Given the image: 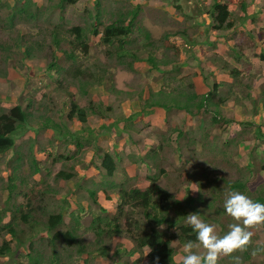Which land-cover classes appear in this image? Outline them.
Here are the masks:
<instances>
[{"label":"trees","instance_id":"obj_1","mask_svg":"<svg viewBox=\"0 0 264 264\" xmlns=\"http://www.w3.org/2000/svg\"><path fill=\"white\" fill-rule=\"evenodd\" d=\"M11 1L12 3L5 4L0 0V12L3 8L8 10L4 18L0 16V23H3L0 30L3 27H14L20 24V21L37 20L44 16V11L40 7L42 0ZM53 1L46 0L47 7ZM81 1L84 0H58L52 7L62 9L65 4L76 5ZM101 2L102 0H94L92 9L86 10L88 17L83 26H75L64 31L61 25H56L43 34L36 32L31 35L17 31L16 37H12L10 43L0 45V50L4 53L0 57V63H7L10 73L14 71L20 76L25 73L24 86L29 94L37 97L26 96L25 100L17 101L15 106L8 109H5L0 101V158L12 152L5 162L9 172L6 177V189L10 195L8 210L5 211L10 214V221L4 224L3 218L0 217V237L5 233L0 245L2 262L5 260L9 262L12 258L11 264H72L74 258L75 260L77 258L76 264L79 261L82 264L79 257L66 254V251L63 253L66 247L60 253L56 247L61 246L59 243L67 247L73 246L78 238L76 235L79 229H83L81 219L84 218L83 215L87 217L83 213L84 209L82 210L79 203L75 202L76 209L68 213L69 223L66 222V225H69L68 229L62 231L57 228L65 224L63 216L67 214L65 210L69 206L64 208L59 205L58 213H48L44 199L48 197L55 199L58 196V191L46 183L48 165L52 164L54 171L56 163H61L63 167L66 161L69 165L61 167L54 179L63 182L74 181L75 166L84 164L76 155L83 150L86 140L84 136H77L69 156L58 153L51 155L52 149L49 148L46 149L49 153L43 151L44 149L38 152L37 141L47 130L56 133L51 134L55 135L52 140H67L70 136L68 126L73 122L76 121L75 123L83 126L85 130L90 116L101 118L103 114L101 103L99 99L98 104L93 103L91 91L95 86H101L104 79L113 74L111 69L115 70L117 67L131 73L136 71V65L144 62L152 75L150 81H142L143 86L139 91L135 90L140 99L139 114L154 108L163 109L167 115L184 112L185 117L197 118V121L198 118H202V125L198 129L194 124L187 127L185 117L181 118L180 123H174L167 130L163 136L164 142L154 148L150 147L148 154L138 158L140 164L148 165L149 169L158 168L157 173L146 176L145 180L148 183L146 188H139L137 183L131 185L130 181L125 182L126 185L114 183L110 178L117 174L120 167L115 164L110 154H100V147L93 149L94 156L99 160L95 167L103 171L102 177L99 176L101 178L99 183L92 182L84 191L96 205L93 212H88L90 225L87 229L98 245L95 250L106 249L109 245L104 243L119 238L128 241L131 249L127 250L122 244H115L117 245L115 255L120 254V251H127L133 264H141L143 259L146 260V264H156V258L159 264H177L172 243L184 245L196 239L191 226L183 223L186 221L187 211L198 213L202 221L219 226L225 233L228 230L226 228L234 222L224 210L227 192L238 191L254 202L264 203V149L260 150L264 144V123L255 125L248 120H242L239 124L240 131L235 133L226 131L227 125L234 119L231 108L227 106L229 103H232L233 109H237L244 119L264 113V83H257V75L238 70L218 54L208 56L203 47L197 48L194 52L195 42L202 34H206L207 39L210 38V33H215L217 38L225 37L238 23L242 24V18L237 14L247 12L248 0H210V3L202 6L194 17V19L199 17L198 20L203 18L202 32L199 31L200 27H195L192 33L185 28L167 34L158 41L152 32L139 24L142 5L130 9L118 8L120 10L115 14L111 13L110 16L105 15ZM121 4L122 2L117 0V5ZM200 6L199 3L198 7ZM106 16L110 17L107 23L104 19ZM198 20L196 26H200ZM171 37H179L184 41L188 39L189 42L176 47L175 44H170ZM94 40H97V43H94ZM93 46L104 49L107 60L105 65L92 64V67L84 65L85 56ZM184 53L190 55L182 60L181 56ZM244 54L243 49L232 51V57L236 61L245 63L247 58ZM194 60H201V63H204L199 65L201 75L206 76L204 80L210 82L207 84L209 90L204 94L196 91L192 81L196 73L188 69ZM34 62L42 63L39 64L41 70L40 72L35 70L34 76L29 77L27 68ZM10 73L6 74L0 70V84L9 81ZM222 76L228 79L223 80ZM32 80L44 87L40 94L36 84L31 85ZM113 81L114 77L111 79V82ZM151 84L158 85V89L154 90ZM75 91L81 98H89L88 107H81L74 99ZM116 91L119 94L124 92ZM145 91L149 95L147 98H143ZM125 95H128L124 98L125 101L136 97L134 93ZM58 105L60 114L55 119L50 113L53 107L56 108ZM106 110L111 111V108ZM134 121L131 117L120 120V125L124 130H128L130 138V132L135 129V126H131ZM29 131L35 138L27 136L28 144L17 145L16 141L24 139L21 134ZM168 146L176 147L172 148V153L177 154L178 159L183 148L200 146L199 157H203L207 164L198 168L200 170L178 171L173 182L165 186L160 177H165L163 179L166 181L170 178L166 168L158 165L157 160L164 155ZM246 146L249 149L248 162L239 167L234 159L240 154L241 148ZM91 161L88 165L94 162L93 159ZM0 162L3 163L2 160ZM122 178L124 181L129 179L125 175ZM198 184L201 188L192 190L191 186ZM171 187H174V192L170 191L173 189ZM181 189L185 195L180 199L177 194ZM98 195L108 203L107 207L98 202ZM203 206L206 211H198ZM92 207L91 205L90 208ZM39 209L48 215L46 223H41L40 226L47 234L46 238L40 239V242H44L41 244L44 245L45 253L33 249L34 244L25 240V235L19 231L16 223L18 220L27 227H39V219L33 217V213ZM171 211L174 212V216L171 215ZM164 226L166 229H163ZM10 239L16 245L14 250L13 246H10ZM25 243L27 248L24 247ZM88 243H81V247L84 249ZM249 251L250 246L247 245L246 250L242 252L244 260L250 259ZM252 253L255 258L264 260V245H258L256 253L253 251ZM135 256L139 258L133 259ZM83 262L89 264L88 258Z\"/></svg>","mask_w":264,"mask_h":264},{"label":"rangeland","instance_id":"obj_2","mask_svg":"<svg viewBox=\"0 0 264 264\" xmlns=\"http://www.w3.org/2000/svg\"><path fill=\"white\" fill-rule=\"evenodd\" d=\"M15 1V0H13ZM21 2L22 0H18ZM58 0H54L52 3L49 4V7L46 5V0H42L40 3V7L42 8V11H44V16L41 19L37 20H32V21H27V22H22L20 21V24L14 25V27H8V28H2L0 30V45L1 44H8L10 43V39L12 37H16V33L21 32L27 34H33L36 32H39L41 34L44 33V31L56 26V25H61L64 29V31H68L70 28L75 27V26H83L88 15L86 13V10H91L92 7L94 6V0H84L81 1L80 3L76 5H69L65 4L62 9L59 8H53L52 6L57 3ZM122 4L120 6L117 5V0H102L101 4L102 7L105 10V15H110L111 13L115 14L121 9H130L132 7H136L138 5H142V11L139 13L140 18V25L144 26L148 31L152 32L153 36L155 37V40H159L166 36L167 34H172V32L178 31V30H184L185 28L188 29V32L192 33L195 31V27L199 28V25L196 26V22L198 18L194 19V17L198 14V11L202 8V6L209 4L210 0H120ZM3 2H8L12 3L11 0H3ZM129 2V3H128ZM250 4L248 7V12L247 14H237L238 16L240 15V18H242V27L240 34L234 33L232 36V42L233 44L243 46V51L246 53L247 58L249 60L250 65H252L253 72L256 70H264V58H260L261 54L264 51H261L262 48L257 44L258 41H263L260 42L261 45L264 44V0H249ZM201 4L200 7H198V4ZM8 14V10L3 8L0 12V16L5 17V15ZM106 20L105 22L107 23L110 17L106 16L104 17ZM203 18H200L198 20L199 24H202ZM19 22V20H18ZM137 23V26H139ZM0 25H3V23H0ZM258 25L262 26L260 27V32L258 35ZM204 28V27H203ZM198 30V29H197ZM172 38V37H171ZM169 39L170 44H177V45H182L183 44H188V39L184 42L183 39ZM94 43H97V40H94ZM93 43V44H94ZM224 43L226 41L224 40ZM264 50V49H263ZM223 54V53H222ZM4 55L3 51L1 52L0 50V57ZM85 55V54H83ZM189 53L187 55L184 53L182 54V60L184 58L189 57ZM105 53L104 49L99 47V46H93L90 48L88 53L85 56L84 60V65L88 67H92V64H100V65H105L107 63V60L105 59ZM42 63H37L34 62L30 68H27V73L29 77L34 76V71H39ZM111 64V62H110ZM191 66L188 67L190 72H199L198 67L199 65H204V63H201V60L199 61H192ZM116 65V64H115ZM144 62L140 63L139 65H136V71L128 73L123 70V68L117 67L115 70L111 69L112 75L108 76L106 79H104L103 84L101 86H95L94 89H92L91 94H92V99L94 104H98V99L100 101V108L101 112H103L101 118H93L89 122V125L87 124L88 128L86 129V132L83 130V126H79L75 122L70 124L68 126L70 136L68 137L67 140H62V141H57V140H52V138L55 136H51V134H56L53 133L51 130H47L46 132L42 133V136L37 141V150L38 152L41 149H44L43 151H46V153H49L48 150L46 149H52L51 155H54L55 153L58 154H63L64 156H69L71 153V150H73V146L76 140V137H82L84 136L86 143L84 145V148L82 151H79V154L76 155L80 160H83V157L86 156L87 160H90L92 157L91 150L90 149H95L98 145V140L99 138L102 139V143H100L101 147L103 150L106 151L107 148H110L108 143V130L105 128L110 127V132H111V126H115L117 121L125 116H131L132 115V109L133 111L137 114L139 110H141L140 104L138 101V94L135 93L136 91H139L143 83L142 81H150V77L152 76L146 68L143 66ZM198 66V67H197ZM242 69V68H241ZM0 70L3 71L4 73H10L9 71V66L7 63L4 64V62L0 63ZM196 70V71H195ZM252 70V69H251ZM250 70V71H251ZM115 71V73H114ZM188 71V72H189ZM25 72V71H24ZM110 73V74H111ZM22 76V77H21ZM20 75L16 74L14 71H12L9 75V81L4 84H0V101L1 105L7 108H12L15 106L16 102L19 100H25L24 98L26 96H34V94H29L25 88V81H24V76L25 73H22ZM114 77V81L111 82V79ZM31 85H35L37 89L39 90L38 93L42 92L44 90V87H42L39 82H34L33 80L30 82ZM153 84V83H152ZM151 84V86H152ZM206 84V83H205ZM154 90L158 89V85H153L152 86ZM112 88L114 91H112ZM197 90L199 92L203 91H208L207 86L200 84L199 86H196ZM49 90V89H47ZM116 90L124 91L122 92L123 94H119ZM51 92V91H50ZM49 92V93H50ZM48 93V92H47ZM52 93V92H51ZM126 93H134V99L130 101H125L124 98L128 95H125ZM74 99L78 101L79 105L81 107H88V99H83L81 96H79L76 91L74 93ZM144 97H148L149 95L147 94V91L143 94ZM27 97V98H28ZM37 98V97H36ZM45 101V100H44ZM127 102H133L137 104L136 108L130 107V104ZM123 103L129 104L127 107L123 108L122 105ZM247 103V102H246ZM231 111H232V117L234 118L232 122H230L227 127L226 131L228 133H235L240 131V126L239 124L242 121V116L241 113L237 109H233L232 104H229ZM107 108H111V112L107 111ZM59 110V105L51 110V116L57 119V115L60 114L58 113ZM125 110L124 112H122ZM131 110V111H130ZM184 112H179V115L175 116L174 119L180 120L184 115ZM64 114V118H65ZM132 116L135 117L133 114ZM133 118V117H132ZM247 117V120H250L255 125H258L260 121L264 123V117ZM159 122V121H158ZM153 123V122H152ZM154 126L160 124V123H153ZM151 125V124H150ZM140 126V125H139ZM152 126V125H151ZM153 126V127H154ZM201 126V124H200ZM199 126V127H200ZM153 129V128H152ZM101 130V131H100ZM100 131L99 133H97ZM96 134L98 136L96 137ZM116 134L115 131H112L111 136L114 137ZM24 139H19L16 141L17 145H26L28 144V140L30 138H35L33 137V133L29 131L28 133H22L21 134ZM29 136V138L27 137ZM27 140V141H26ZM111 143V142H110ZM116 143V140L114 139V142ZM248 145V144H247ZM172 148L176 149V147H170L165 149L164 155L160 156V158L157 160V164L161 165L166 168V171L168 172V177L170 178L169 181L164 180L163 178L165 177H160L162 183L167 186V184L172 183L173 180L177 177L178 171L180 170H187V171H192V170H200L198 168L206 166V162L203 159V157H199L201 147L197 146V148H191L189 146L183 148V152H181V157L178 159L177 154L172 153ZM130 149L128 146L122 148V151H119L118 154L122 153L123 155L131 156L134 158H138V154L142 152V149H140L138 146H135V149H131L130 153H127V150ZM133 150V151H132ZM195 150V152H193ZM42 151V152H43ZM11 151L3 157L0 158V160L3 161L0 162V217L3 218V223L7 224L10 221V214L6 212L8 210V205H9V191L6 189L7 186V181L6 177L8 176V165L5 163L8 161L11 155ZM110 155L113 157L115 160L116 158V151L111 149ZM118 157H120L118 155ZM51 158V156H50ZM122 158V157H120ZM188 158H191V160H188ZM129 160V159H128ZM127 160V161H128ZM239 164V163H238ZM66 165H69L66 161L63 164L64 168ZM238 166H243V165H238ZM49 170H48V175L45 177L46 183L53 188H55L58 191V196L55 197V199L51 198H45L44 199V206L46 207V212L50 213H58L57 209L59 205L62 207H67L69 206L68 209L65 210L67 214L63 216L64 218V225H61L58 227V230L66 231L68 229L69 225H66V222L69 223V214L71 213L72 210L76 209L75 207V202L79 203L80 208L84 211L83 213L87 216L85 217L83 215L82 223H83V229L78 231V237L72 247H67L66 245L59 243V245L56 247L58 252L60 253L61 250H63L64 247H66L63 250L66 251V254H71L73 257H79V259H82V264H84L83 260L88 258L89 264H133L131 263L133 260L129 258L128 252L127 251H120V254L115 255V251L117 250V245L115 244H122L124 248L127 250L131 249V244L127 241L121 240L119 238H115L113 240H110L104 244L109 245L106 249H101L95 250V248L98 247L97 243H95L94 237L89 234L88 232V226L90 225L89 222V216L88 212L89 211H94L96 205L93 204L92 200L88 197L87 192L84 191L86 187L91 186L90 183V176H89V171H84V167H77L75 172H76V177L74 178V181L70 182H63L62 180L56 181L54 179L55 174L58 172L59 168L61 167L60 165H57L56 168L53 171V165L49 164L48 165ZM123 166L120 165V168ZM102 170L99 172V176L102 177ZM158 172V168L155 169H146L139 167L137 168L136 175L129 177L127 173L124 174H116L114 177L110 178L113 182L116 184H127L125 182L130 181L132 183L129 184H134L138 183L139 178L142 180H145L146 176H150L153 173ZM101 174V175H100ZM126 176L129 178L128 180L124 181L122 176ZM5 178V179H4ZM100 179V178H99ZM172 179V180H171ZM171 192H174V187ZM192 190H198L201 188L198 185H193L191 186ZM185 195L183 189L177 194L178 198H183ZM66 199V200H65ZM225 199V198H224ZM64 200V201H63ZM91 205L93 206L92 208ZM85 207H88V209H85ZM43 209V208H42ZM44 209V210H45ZM6 210V211H5ZM70 210V211H69ZM87 210V211H86ZM198 211L205 212L206 209L201 207ZM43 210L39 209L38 211H35L33 213V217H37L39 219V227L42 226L41 223H46V218L47 214L46 212L42 213ZM195 212L192 211H187V215L192 214ZM174 212L171 211V215H173ZM174 216V215H173ZM200 216V215H199ZM217 218V216H215ZM221 218V217H220ZM219 218V219H220ZM224 218H229V217H224ZM48 219V218H47ZM201 219V218H200ZM202 220V219H201ZM2 223V224H3ZM18 224V229L19 231L23 232L25 235V240L28 242H31L34 244V250H37L38 252L42 253L44 251V245L40 242V239L46 238L47 234L42 230L40 227H27L25 226L22 222L16 221ZM183 223H186L184 220ZM187 224V223H186ZM125 228V227H124ZM227 227L226 229H228ZM163 229H166V226L163 227ZM215 232L217 235H223L224 232H222L221 228L219 226H214ZM126 230V229H125ZM253 231V236L249 242L250 246V254L251 257L248 260H244L242 257V252H237L234 253L233 255H238L241 257L242 264H264V260H260L255 258V255L253 252L256 253V247L263 246L264 245V224L257 225L256 227L250 229ZM224 231V230H223ZM5 233L2 234V237H0V245L1 241L4 239ZM49 235V233H48ZM11 241L10 246H13L12 249H16V245ZM25 241V242H26ZM89 242L85 248L81 247V243ZM172 246L175 250V261L177 264H182L183 257L185 255L184 252V245H179L177 242H173ZM15 247V248H14ZM24 247L27 248V244H24ZM19 249V248H17ZM24 250V249H22ZM21 250V251H22ZM198 254L203 255L204 250L202 248H197L194 249ZM88 252H91L89 254ZM49 255V251L47 253ZM138 256H135L133 259H138ZM12 258L9 259L8 261H3L2 258H0V264H11L10 261ZM74 261V262H73ZM72 264H76V261L78 259L74 258ZM8 262V263H7ZM80 264V261L77 263ZM141 264H146V260L143 259ZM218 264H233V261L230 257L222 256L218 260Z\"/></svg>","mask_w":264,"mask_h":264},{"label":"crops","instance_id":"obj_3","mask_svg":"<svg viewBox=\"0 0 264 264\" xmlns=\"http://www.w3.org/2000/svg\"><path fill=\"white\" fill-rule=\"evenodd\" d=\"M249 4H250V2L248 0L247 12H248ZM247 12H245L244 14H247ZM240 14H242V13H240ZM199 27H200L199 31L202 32L203 25H200ZM241 27H242V24L238 23L237 27L233 31L232 30L229 31L228 32V36H225V37L217 38L214 35L215 33H212V34L210 33V38L207 39L206 38V34H202L200 36V39L197 42H195L196 46L194 47V52H196L197 48L203 47V49L206 50V53H207L208 56H212L214 54H218L223 59L229 61V63L232 64L234 67L238 68V70H241V71H243L244 73H247V74H255V75H257V78H258V82L257 83H260V82L264 83V70H256V71L253 72L252 65H250L246 53L244 54L246 56V58H247V59H245L247 61L245 63L242 62V61H236L232 57V51H240V50L243 49V46L233 44V42H232L233 34L234 33L240 34V31L242 30ZM260 27H262V26L258 25V30H259L257 32L258 35H259V32H260ZM192 37H194V36H192ZM176 38L177 39H181L179 37H172L171 39L174 40ZM224 40L226 41V43H224ZM260 40L263 41L262 39H260ZM215 41L217 42V44H213V42H215ZM261 41H258L257 44L262 48L261 51H264L263 50L264 49V44L261 45L260 44ZM175 45H176V47H181L182 46V45L179 46L177 44H175ZM183 45H185V44H183ZM262 55H264V52L261 54L260 58H262ZM143 66L147 70V66H145V65H143ZM198 71H200V73L197 72V71L194 72V73H196V77L193 78L192 81H193L195 87L197 85L199 86L200 84H203L206 87L207 84H210V82H209V80H206V81L204 80V78H206V76H202L201 75V70H200L199 67H198ZM216 73H217L218 77L221 78V75L218 74V72H216ZM222 79L223 80H227L228 78H225V77L222 76ZM257 86H259V85H257ZM207 88H208V86H207ZM208 90H209V88H208ZM196 91L199 94L206 93V91L199 92L197 90V88H196ZM143 98H146V97H143ZM126 101H130V100H126ZM127 103H129V102H127ZM129 104H130V107H132V108H136L137 107L136 103H134V105H133V102H130ZM129 104L123 103L122 107L125 108ZM229 104H232V103H229ZM229 104L227 106H229ZM124 111L125 110H123L122 112H124ZM109 112H111V111H109ZM132 112H133L132 115L134 114L135 117L131 115V116H128V117L125 116V117L120 119V120H122V119H127L129 117H131V118L133 117L132 121L135 120L133 122L134 124H131V126L132 125L135 126L134 127L135 129L132 130V132L129 131L130 134H131V138H130V136L127 133L128 130H124L123 127L120 125L121 123H120V120H119L116 123L118 125H115L117 127L113 128L111 126V132H110V127L105 128L106 130H108V133H109V136H108L107 139L109 141L108 145H109L110 148H107L106 151L102 149V147L100 146L101 145L100 143L103 142L101 138H99L98 143H97L98 147L101 148V153L100 154H102V153L110 154L111 153V149L116 151L117 155H116L115 160L114 159L113 160H114L115 164L118 167H120V165L123 166L122 168H118L117 169V174H124V171H125V173H127L129 175V177L135 176L137 168H139V167L149 169L148 165L140 164V162L138 161V158L140 156H144V155L148 154V150H149L150 147L154 148V147L158 146L160 143H162V141L164 142V137L163 136L165 135L167 130L170 127H172V125L174 123H180V120L174 119L175 116L179 115V113L175 114V115H173V114L167 115V113H165V111L163 109H160V108H154L153 110L147 109V110H145V113H140V114H139L140 110H139V112L137 114L133 111V109H132ZM184 117H185V115L182 118H184ZM254 117L255 118L264 117V113L261 112L258 116H254ZM93 118H100V117H97V116H94V115L90 116L88 118V123H87L88 125H89V122L91 121V119H93ZM198 119H199V121H197V118H191L189 116H186L185 117V120H186V125L185 126L190 127V125L194 124L195 128L198 129L200 124L202 125V118H198ZM242 120H247V117H246V119L242 118ZM248 121L250 122V120H248ZM135 122H137V123L135 124ZM152 122L153 123L157 122V123H160V124L154 126V124ZM260 124H262V121H260L258 125H260ZM87 128H88V126L86 127V129ZM128 128H130V127H128ZM86 129L84 130V132H86ZM100 131H98L97 133H99ZM112 131L116 132L114 137L111 136ZM97 136H98V134H96V137ZM114 139L116 140V143L112 144V142H114ZM137 142H139V143H137ZM126 146H128L130 148V149L127 150V153H130L131 149L134 150L135 146H138L140 149H142V152L137 155L138 158H134V157L128 156V154H127V156L123 155L122 153L118 154V152L122 151L121 149L126 147ZM263 149H264V144H262V147H261L260 150H263ZM90 150H91V154H92L91 159L87 160L86 156H84L83 160H81L84 164H77L74 169L76 170L77 167H84L83 168L84 171H89V176H90V179H91L90 183L91 184H92V182L99 183L101 181V178L99 177L100 169L98 170L95 167V164H98L99 160H98L97 156H94V150L93 149H90ZM248 151H249L248 146H246V148H244V147L241 148L240 154L238 156H236L235 159H234V160H236L237 163H239L238 165H246L247 164L248 157H249L248 156ZM118 155L120 157H122V158L118 157ZM92 159L94 161L93 162L94 164L90 163V165H88L89 162H92L91 161ZM57 165H60L62 167L61 163H56L55 164V168H56ZM137 180H138L137 186L139 188H146L148 186V183L146 182V180H142L141 178H139ZM97 198H98V202L101 205L107 207L108 203L104 202V199L102 198L101 195H98Z\"/></svg>","mask_w":264,"mask_h":264},{"label":"clouds","instance_id":"obj_4","mask_svg":"<svg viewBox=\"0 0 264 264\" xmlns=\"http://www.w3.org/2000/svg\"><path fill=\"white\" fill-rule=\"evenodd\" d=\"M224 210L234 222L223 235H217L214 226L202 221L198 213L186 216L196 239L184 244L182 264H218L222 256L230 257L233 264H242L241 257L233 254L245 251L253 236L250 229L264 224V203L254 202L241 192L229 191ZM197 248L204 250L203 255L194 251ZM156 264H159L158 258Z\"/></svg>","mask_w":264,"mask_h":264}]
</instances>
